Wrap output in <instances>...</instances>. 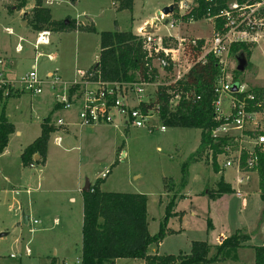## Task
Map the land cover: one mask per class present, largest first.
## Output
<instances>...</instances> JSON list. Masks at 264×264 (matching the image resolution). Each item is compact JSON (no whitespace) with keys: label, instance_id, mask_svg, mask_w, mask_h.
Returning <instances> with one entry per match:
<instances>
[{"label":"rangeland","instance_id":"1","mask_svg":"<svg viewBox=\"0 0 264 264\" xmlns=\"http://www.w3.org/2000/svg\"><path fill=\"white\" fill-rule=\"evenodd\" d=\"M175 2L134 0L132 10L121 11L115 8L112 0H77L75 3L54 0L49 5L45 3L51 9L53 19L94 24L96 31L49 29L52 31L51 43L35 49L36 30L25 18L27 14L16 10L15 0H0V73L8 78L4 83L6 91L11 88V92H15L4 108L15 130L9 136L6 149L0 153V234L8 233L0 236V264H81L83 200L79 187L83 188L87 179L91 184L95 183L109 171L107 180L101 184L103 190L148 195L151 234L160 228L165 203L173 193L178 196L175 210L182 212V217H172L168 225L175 232L168 234L159 244H151L150 253H189L194 240L219 244L235 232L248 233L247 243L264 244V202L263 199L256 202L253 199L259 187L256 170L245 174L239 182L238 177L242 175L236 167H224L228 159L237 158L238 150L230 149L226 154L217 155L208 149L203 150L196 162L189 166L186 184L181 187V165L200 145L202 130L199 128L166 127L163 131L158 120H151V124L145 127L122 125L117 129L112 125L97 124L92 125V131L74 127L67 133L51 134L46 166L35 163L27 167L22 163L21 149L39 135L43 118L50 114L51 122H56L60 113L52 110L54 89L50 84L44 86L41 94L25 92L19 84L35 61L41 77L52 71L59 74L66 85L77 82L81 80L80 72L99 60L100 31H131L136 35L142 31L153 39L161 37L166 40L165 22L155 23L157 11ZM23 10L29 12L31 9L25 7ZM151 17H154L152 21L143 23ZM22 22H26V26H22ZM140 27L143 29L139 30ZM170 32L193 37H209L212 33L208 21L183 22ZM18 43L23 46L21 51L16 50ZM263 58L261 48L253 50L240 78L250 85H264ZM233 59L232 56L227 60L228 68L237 67L238 63ZM231 72L228 71V75H232ZM169 77L168 72L161 71L154 81L163 85V82H169ZM17 93L21 95L15 96ZM149 93L151 95L153 91ZM221 100L222 108L228 110L227 96H222ZM3 101L0 99V115ZM255 119L243 128L231 125L228 133L218 134L238 137L243 147L252 148L258 135L264 134V112ZM247 131L252 133L247 135ZM59 134L63 138L61 147L55 141ZM121 145L123 151H119L118 163L113 165ZM39 159L38 156L35 161ZM213 162L221 168L218 173L213 171ZM223 172L225 182L239 189L242 196L234 191L222 196L214 192ZM165 180L169 189L174 188L172 191L168 192ZM27 189H30L29 193ZM243 198L247 199L248 205L242 204ZM23 212L39 218L40 223L23 224ZM220 237L224 239L221 241ZM28 249L29 254L26 253ZM11 254L16 257L12 258ZM235 254L231 256L233 259L254 264V251L252 254L248 247ZM124 259L117 264H139Z\"/></svg>","mask_w":264,"mask_h":264},{"label":"trees","instance_id":"2","mask_svg":"<svg viewBox=\"0 0 264 264\" xmlns=\"http://www.w3.org/2000/svg\"><path fill=\"white\" fill-rule=\"evenodd\" d=\"M31 0H15L16 10H23ZM46 0H34L31 10L26 13L25 18L34 30L53 29L65 31L73 28L78 31H96L94 24L77 23L69 20L53 19L51 9L45 5ZM75 3L77 0H71ZM118 11L132 10L134 0H112ZM176 1V0H175ZM213 2L224 3L226 0H198L199 9L194 11L195 18L205 14L207 7ZM242 1V0H241ZM29 15V18H28ZM188 16L183 17L187 19ZM100 36V54L97 63L91 65L87 70L94 71L104 81L109 82H135L154 81L158 76V70L151 66V59L143 49L141 38L131 31L102 30ZM233 52L239 51L250 62L251 51L248 46L241 44L232 47ZM221 74L219 60L210 55L205 64H196L188 74L181 80L168 85L157 86L155 95L149 105L142 109H153L158 113V118L165 127L199 128L201 142L199 147L181 165V187L185 186L188 168L195 163L203 150L208 149L213 155L226 154L230 149L239 150L241 140L235 136H213V131L227 122L224 117H218L215 113L214 102L218 98L215 87ZM242 72L235 71V79L240 78ZM77 86L71 87V92ZM7 86L0 89L2 112L0 115V153L8 144L9 136L15 128L4 113L7 101L12 97L11 88ZM253 92L255 100L250 102L249 111L264 112V85H255ZM5 94V95H4ZM21 93L15 94V96ZM179 95L177 104L172 99ZM242 99L243 94L237 95ZM60 105H56V110ZM231 120V118H230ZM229 120V121H230ZM228 121V122H229ZM56 126L51 122L48 115L41 122V133L22 153L21 160L24 166H32L42 163L48 147L50 135L56 131ZM247 131L246 134H251ZM122 145L118 147L113 165L118 163V153ZM253 152L257 154L256 170L259 177L260 196L264 199V146L255 145ZM35 155L39 160L35 161ZM252 152L242 149V166L246 165V159ZM215 172L221 168L217 162H213ZM109 172L91 184L90 190L83 191V225H82V248L81 264H116V260L141 259L144 264H214L230 259L238 252V249L248 247L254 250V264H264V245L246 244L249 234L235 232L227 236L221 243L213 246L204 240H194L189 253L178 254L150 253L151 244H159L168 234L174 233L168 225L172 217H182V212L175 210L177 195L173 193L165 203V213L157 233L151 234L148 222V195L136 192L108 191L101 188V184ZM167 181V180H165ZM168 187V181L165 182ZM174 188H172L173 190ZM168 187V192L172 191ZM218 196L233 192L230 184L219 179L217 189L214 190ZM235 254V255H236ZM54 264V262H53Z\"/></svg>","mask_w":264,"mask_h":264},{"label":"built area","instance_id":"3","mask_svg":"<svg viewBox=\"0 0 264 264\" xmlns=\"http://www.w3.org/2000/svg\"><path fill=\"white\" fill-rule=\"evenodd\" d=\"M173 6L171 15L163 16L160 13L155 20V23L162 20L165 22V24L162 23L168 31L166 40L161 37L153 39L150 34L142 31L138 34L147 58L151 59V66L156 68L158 73L164 71L170 75L169 82H163V86L183 79L196 64H205L208 56L212 55L221 64V74L215 87L218 98L214 102V109L219 118L224 117L227 120L212 132L213 136H220L218 133H228L231 125H234V128H243L256 120L255 118L262 111L248 110L250 102L256 98L253 92L255 85H250L241 78L236 80L234 75L237 67L235 65V68L232 66L228 68L227 60L233 56L234 62L238 63L239 51L233 52L232 47L241 44L248 46L251 56L252 51L259 48L264 56V0H226L221 4L212 1L205 14L198 18L194 16V11L199 9L198 0H176ZM185 16H188L186 20L183 19ZM197 21L211 23L212 33L209 37L178 36L170 32L183 22L192 24ZM141 29L143 28L140 27L139 30ZM8 32L12 33V30L8 29ZM51 35L52 31L49 29L37 31L34 48L50 44ZM22 49L23 46L19 43L17 50ZM228 71H232V75H228ZM80 75L81 80L66 85L62 82L60 75L52 71H49L45 77H41L35 61L19 84L23 91L32 94H41L44 86L50 84L54 89V99L62 109L71 110L77 107L78 124L82 127L107 124L119 129L122 125L145 127L151 124V120L160 122L156 110H144L142 106L150 104L157 86L162 84H157L156 81L109 82L101 79L96 72L88 70L81 71ZM5 80L0 73V89L5 86L4 83H7ZM77 85L79 87L71 92V87ZM234 85L237 87L236 91H232ZM151 87L154 88L149 90ZM151 91L153 94L149 95ZM4 92L7 94L6 90ZM238 94H243L244 97L240 99L237 97ZM222 96L228 98V110L221 106ZM178 100L179 95L173 97V104H177ZM57 122L60 126L67 125L63 118H59ZM148 127L153 128L152 125ZM161 129L164 131L166 127L162 125ZM256 145L264 146V134L258 135ZM243 148L252 152V155L246 159L244 167L241 159ZM253 148L241 145L237 158L234 156V159H228L224 163L225 168L236 167L237 172L242 175L238 177L239 182H242L243 174L248 172L247 170L257 166L258 156L253 152ZM30 220L34 225L40 223L38 219ZM10 256L16 257L15 254Z\"/></svg>","mask_w":264,"mask_h":264},{"label":"crops","instance_id":"4","mask_svg":"<svg viewBox=\"0 0 264 264\" xmlns=\"http://www.w3.org/2000/svg\"><path fill=\"white\" fill-rule=\"evenodd\" d=\"M54 2V0H46L45 1V3H47V5H49V4H51V3H53ZM33 5H34V0H31L29 3H28V5H27V7H26V9L28 10V9H31L30 7H33ZM21 13H25V15H26V13H28V12H24V10H21L20 11ZM159 12V10L157 11V13ZM154 19V17H151L149 20L148 19H146V20H144L143 21V23H145V22H147V21H152ZM7 29H10V28H7ZM20 39H21V37H20ZM23 39V38H22ZM19 44V43H18ZM16 50H17V47H16ZM18 51V50H17ZM84 70V69H83ZM82 70V71H83ZM87 70V69H86ZM49 72V71H48ZM4 78H6V79H8L7 77H5L4 76ZM21 95V94H20ZM20 95H18V96H20ZM52 96H53V99H54V91H53V93L51 94ZM53 102V104L51 103V105H52V110L54 111H60V113L58 114L59 115V117L57 118V120L59 119V118H63V120H65L66 122H67V125H62V126H60V125H58V122L56 121V122H52V123H54V125L56 126V131H54V132H61V133H67V132H69L70 131V128H74V127H80L81 129H85V130H88V131H92L94 128H93V126H85V127H82V126H80L79 124H78V118H77V107H75L74 109H71V110H64V109H62L60 106L58 107V109L56 110V105H57V103H56V101H55V99L52 101ZM48 115H50V114H48ZM47 115V116H48ZM46 116V117H47ZM46 117H44L43 118V120L46 118ZM42 120V121H43ZM53 132V133H54ZM40 133H41V124H40ZM40 133H39V135H40ZM18 134H20V132H18ZM39 135H37V137L39 136ZM37 137H35L34 139H36ZM50 137H51V135H50ZM33 139V140H34ZM32 140V139H31ZM32 140V141H33ZM31 141V142H32ZM55 141H56V145L57 146H59V147H61L62 145V143H63V138H62V136L59 134V135H57L56 137H55ZM30 142V141H29ZM30 142V143H31ZM29 143V144H30ZM29 144H27V145H29ZM26 145V146H27ZM48 145H49V143H48ZM26 146H24L22 149H21V153H22V151H23V149L26 147ZM158 148H160V146H158ZM47 149H48V147H47ZM122 149V148H121ZM122 151H123V149H122ZM21 153H20V157H21ZM47 151H46V154H45V160H44V162H43V164H44V166H46L47 165ZM37 164H39V163H37ZM34 165V164H33ZM31 167V166H30ZM249 172H252V171H248V172H245L244 174H243V176L245 175V174H247V173H249ZM109 173H110V171H109ZM220 174V173H219ZM104 176V173L102 174V176H100L99 178H102ZM223 179H224V172H223ZM107 178H108V176L105 178V180H107ZM259 178V177H258ZM225 181V180H224ZM227 183H229V182H227ZM230 184V183H229ZM230 186H231V188L233 189V191L234 192H236V194H238V195H240V196H242V193L241 192H239V189L238 190H236V188L235 187H232V185L230 184ZM79 190H80V193H81V196H82V187H79ZM27 193H29L30 192V189H27V191H26ZM14 193H17V191H14ZM240 193V194H239ZM246 195H248V193H246ZM70 199L72 200V201H74L75 200V198L73 197V196H71L70 197ZM254 202H256L257 201V199H261L262 200V198H261V196H260V186L258 187V189H256V193L254 194ZM82 200H83V196H82ZM264 200V199H263ZM262 200V202H264ZM242 204H244V205H248L249 204V202H247V199L246 198H243V200H242ZM19 208H21V205L19 204V206H18ZM30 219H39V218H32V217H30ZM29 219V222H31L32 220H30ZM40 220V219H39ZM57 220V219H56ZM32 223V222H31ZM33 230V229H32ZM227 237V236H226ZM221 238V237H220ZM211 245H217L218 243H210ZM247 244H250V245H255V244H251V243H247ZM262 245H264V244H262ZM251 251H252V254H253V249L252 248H249ZM240 250H243V248H240V249H238V252H237V255H238V253L240 254ZM247 250V249H246ZM27 254H29L30 253V249H28L27 250V252H26ZM120 260H123L122 258H120V259H117L116 260V264L120 261ZM125 260V259H124ZM127 260H131L132 261V263L133 262H139V264H144V262H143V260H141V259H127ZM243 260H236V259H233L232 257L230 258V259H227L226 261H221V262H218V263H214V264H243Z\"/></svg>","mask_w":264,"mask_h":264},{"label":"water","instance_id":"5","mask_svg":"<svg viewBox=\"0 0 264 264\" xmlns=\"http://www.w3.org/2000/svg\"><path fill=\"white\" fill-rule=\"evenodd\" d=\"M173 10H174V6L173 5H169V6L164 7L161 11H159L158 15L161 12H163L164 14H170ZM65 23L68 24L69 20L66 19ZM26 24H27L26 22H22V26H26ZM237 62H238L237 70L240 71V72H243L245 70L246 66H248V64H249L247 58L244 55H238L237 56ZM236 89H237V87H236V85H234L233 88H232V91H236ZM35 158L37 159L38 155H35ZM90 186H91V183L87 179L84 187L82 188V190L83 191H88V190H90ZM29 219H30V215H28L25 212H23L22 213V223L23 224H28ZM6 234H8V233L7 232H3V233L0 234V236H5ZM223 239H224V237H221V241Z\"/></svg>","mask_w":264,"mask_h":264}]
</instances>
